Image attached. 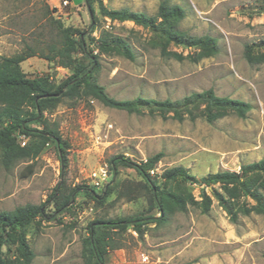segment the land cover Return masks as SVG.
Wrapping results in <instances>:
<instances>
[{"label":"rangeland","instance_id":"rangeland-1","mask_svg":"<svg viewBox=\"0 0 264 264\" xmlns=\"http://www.w3.org/2000/svg\"><path fill=\"white\" fill-rule=\"evenodd\" d=\"M161 2L179 6L184 18L176 29L187 37L212 38L216 54L202 57L197 48L170 45L167 50L183 59L162 57L153 34L131 22L103 18L95 4L96 28L88 34L90 17L83 0H71L67 6L62 0H0V59L32 52L35 56L20 65L29 79L46 77L58 85L71 74L57 59H45H52V50L62 47L61 29L70 27L82 31L83 42L97 54L96 82L115 100L139 97L178 102L212 89L217 97L250 106L244 119L227 114L211 124L199 115L194 121L177 122L151 116L146 110L127 114L85 96L63 99L45 111L42 124L29 126L56 125L69 146L64 175L50 143L35 159L21 160L8 172L0 168V212L44 205L45 217L27 229L26 241L34 254L30 264H92L83 252L90 224L159 216L134 170L118 165L116 174L111 172L108 162L115 156L138 163L161 153L150 173L158 184L162 183L159 176L174 167L183 168L199 182L209 174L237 173L241 165L264 159V0L102 1L110 10L128 9L148 16L156 15ZM101 32L124 40L134 59L98 54L91 38L96 40ZM247 50L251 63L245 59ZM73 58L87 63L78 48ZM29 142L19 139L21 147ZM101 169L107 178L94 187L91 174ZM57 187L56 198L48 199ZM77 187L82 189L57 211V205ZM199 188L197 183H187L180 184L178 191L199 201ZM141 229L142 236L130 228L104 233L111 246L105 264H264V216L239 215L233 224L215 200L206 214L188 206L184 213L169 216L164 225Z\"/></svg>","mask_w":264,"mask_h":264},{"label":"trees","instance_id":"trees-1","mask_svg":"<svg viewBox=\"0 0 264 264\" xmlns=\"http://www.w3.org/2000/svg\"><path fill=\"white\" fill-rule=\"evenodd\" d=\"M102 1L83 0L90 17L88 34L96 28L95 4L103 18L111 22H131L153 34L157 38L162 57H171L178 61L183 59L181 54L167 50L170 45L197 48L201 51L202 57H211L216 54V46L212 38L206 36L191 38L176 29L177 23L184 18V11L177 5L161 2L156 15L148 16L128 9L110 10L103 5ZM61 35L62 47L52 50L54 51L52 59L45 57L46 60L57 59L60 67L71 71V74L58 85L52 84L46 77L29 79L24 75L20 65L26 59L35 56L32 52L0 59V168L6 172L21 160L35 159L50 143L59 162L60 175L61 177L64 175L68 165L69 146L61 138L56 125L43 129H34L29 126L42 124L44 112L52 110L63 99L73 100L85 96L106 108L124 111L127 114H139L146 110L151 116L158 115L163 120L170 118L177 122H182L184 119L194 121L199 115L208 124L227 114L244 119L250 110L247 103L217 97L212 89L192 93L178 102L146 100L139 97L131 101L115 100L109 97L104 88L96 82L95 74L99 70L98 56L83 42V32L69 27L61 29ZM91 41L96 44V50L100 55L115 54L130 61L134 59L130 46L119 37L101 32L96 40L91 38ZM76 48L87 63L74 60L73 54ZM245 59L248 63L252 62L248 50ZM20 138L30 142L21 147ZM161 157L162 154L158 153L145 162L138 163L121 155L109 160V169L113 174H116L118 165L137 173L143 180L151 205L159 216L144 219L99 220L90 224L83 251L89 263L105 264V256L111 246L104 233L111 230L125 231L130 228L137 235L142 236L144 230L141 227L149 224L164 225L169 216L177 212L184 213L188 206L195 207L202 214H206L212 200H215L233 224L239 215L248 216L253 213L264 216V159L241 165L237 173L223 171L209 174L199 182L189 176L183 168L174 167L165 170L159 176L162 183L158 184L157 177H152L150 173ZM26 169L27 174H30L31 166ZM187 183H197L200 186L199 201L194 200L190 195L186 197L178 191L180 184ZM81 189L77 187L72 191L57 205V211H62ZM89 191L92 192L91 189ZM56 192L58 187L53 190L48 199L54 198ZM44 217V205H24L12 211L0 212V264L31 263L34 254L26 241L27 229L36 219Z\"/></svg>","mask_w":264,"mask_h":264},{"label":"built area","instance_id":"built-area-1","mask_svg":"<svg viewBox=\"0 0 264 264\" xmlns=\"http://www.w3.org/2000/svg\"><path fill=\"white\" fill-rule=\"evenodd\" d=\"M69 3L68 0H62L63 6H67ZM107 178L106 170H99L98 172H93L91 174L92 184L94 187H99ZM146 260V258H145Z\"/></svg>","mask_w":264,"mask_h":264}]
</instances>
